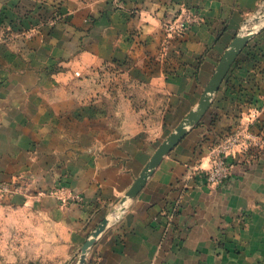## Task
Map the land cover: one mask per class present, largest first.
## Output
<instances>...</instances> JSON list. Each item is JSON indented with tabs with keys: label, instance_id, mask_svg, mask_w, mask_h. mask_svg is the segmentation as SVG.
I'll return each instance as SVG.
<instances>
[{
	"label": "crops",
	"instance_id": "0c3cea01",
	"mask_svg": "<svg viewBox=\"0 0 264 264\" xmlns=\"http://www.w3.org/2000/svg\"><path fill=\"white\" fill-rule=\"evenodd\" d=\"M63 4V22L27 30V40L14 51L1 48L0 174L13 164L19 170L25 162L35 163L54 183L61 173L57 167L63 166L69 186L85 200L84 207L62 212L44 203L56 213L65 248L83 244L88 231L84 226L78 233L77 226L88 214L93 213L91 231L108 220L84 264H264V137L257 138V148L248 143L235 148L225 183L206 180L216 140L235 130L264 133V0ZM185 12L196 22L171 46L170 60H150L162 24L164 36L165 24ZM256 19L260 26L250 33L203 117L185 124L181 139L128 197L154 152L198 108L233 40L251 31L249 21ZM127 61H142L132 70L150 89L144 93L163 94L161 128L154 136L126 114L121 119L114 107L107 116L116 123H108L100 113L104 109L83 106L91 99L89 73ZM249 97L262 105L255 119H248L253 108L243 113ZM60 113L67 114L64 126L57 124ZM28 143L33 154L27 160L22 153Z\"/></svg>",
	"mask_w": 264,
	"mask_h": 264
},
{
	"label": "rangeland",
	"instance_id": "374dc122",
	"mask_svg": "<svg viewBox=\"0 0 264 264\" xmlns=\"http://www.w3.org/2000/svg\"><path fill=\"white\" fill-rule=\"evenodd\" d=\"M65 1L0 0V52L1 48L14 51L17 46H20L21 40H27L28 34L25 32L29 29L53 28L55 24L63 22L61 10ZM185 14L188 13L185 12ZM178 19L179 17L165 24L164 36L162 24V35L157 39V50L153 56H149L150 60L158 63L170 60L171 46H174V43L184 34L181 36L169 34L167 26L171 24L175 27ZM261 22L258 19L249 21L250 30L252 32L256 30ZM244 34H246L245 30ZM134 64L137 66L143 63L142 61H135V63L127 61L123 65L111 63L96 71L92 70L89 73L90 86L86 90L91 99H88L87 105L83 106L104 109L100 113L109 119H107L108 123H116L115 119L110 120L111 115L107 116L111 114L109 107H114V111L122 113L121 119H124L126 114L125 119L129 117V121L138 128H149L150 134L154 136L161 128L163 94L152 90L150 93H144L150 89L144 88L138 75L134 76L135 73L132 70ZM100 93L102 95L99 98ZM143 96H147L148 99ZM245 104L247 105L243 113L250 114L249 109H254L251 110L252 116H248V119H255L256 115L261 116L263 113L261 103L252 97H249ZM66 115L60 113L56 116L59 126H64ZM258 137L263 140L264 133L257 136L247 131L243 141L250 144L252 148H257ZM31 147L32 144L28 143V146L23 148V158L27 160L32 158ZM44 163L47 164V159ZM54 163L55 159L51 164ZM15 166L13 164V168H7L6 172L1 171L0 174V264H79L81 248L96 229L91 231L90 227L92 221L90 217L93 213L88 214L87 220L82 219V223L77 226L82 228L77 229L78 233L81 230L82 233L85 232L84 226L87 228L88 232L82 236L83 244L71 243L65 248L64 240H62L64 239L63 229L57 226L56 213H51L44 203H52L62 212L63 209L72 206L84 207V196L69 186V177L63 174L62 165L57 167L61 173L57 175L54 183L53 179H51L52 182L47 181L48 174L42 166H37L35 163L26 164V162L22 169L18 170ZM72 230L68 229V234L71 235Z\"/></svg>",
	"mask_w": 264,
	"mask_h": 264
},
{
	"label": "water",
	"instance_id": "95a60500",
	"mask_svg": "<svg viewBox=\"0 0 264 264\" xmlns=\"http://www.w3.org/2000/svg\"><path fill=\"white\" fill-rule=\"evenodd\" d=\"M252 31H249L247 34L238 35L233 42L231 43L230 48L225 52L221 62L218 64V67L206 89L205 94L203 95L198 108L195 111L190 112L186 119L180 124L173 133L170 134L168 139L154 152L153 156L146 169L143 171L141 176L138 178L136 183L132 186L130 191L127 193V196L131 197L138 193L141 187L144 185L145 179L150 174V172L160 163L163 156L167 155L173 146L181 139L182 135L185 132V124H195L197 123L208 110L212 94L217 92L223 79L225 78L230 65L236 59L238 53L244 44L251 37ZM121 205H123L121 203ZM108 220L104 219L99 226L92 232L91 237L84 243L81 248V257L79 264L85 263V257L91 246L94 244L97 236L104 230L107 225Z\"/></svg>",
	"mask_w": 264,
	"mask_h": 264
},
{
	"label": "built area",
	"instance_id": "2783aa9c",
	"mask_svg": "<svg viewBox=\"0 0 264 264\" xmlns=\"http://www.w3.org/2000/svg\"><path fill=\"white\" fill-rule=\"evenodd\" d=\"M195 20V17L192 15L184 14L175 22V27L168 24L167 32L181 36ZM243 137L244 135L241 131L235 130L213 143L209 152L211 166L206 172V180L209 184L221 185L229 179L231 175V159L235 148L245 143ZM247 147L248 144L245 143V148Z\"/></svg>",
	"mask_w": 264,
	"mask_h": 264
}]
</instances>
